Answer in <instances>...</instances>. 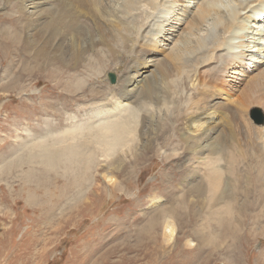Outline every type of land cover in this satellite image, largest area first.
Here are the masks:
<instances>
[{
	"label": "rangeland",
	"instance_id": "rangeland-1",
	"mask_svg": "<svg viewBox=\"0 0 264 264\" xmlns=\"http://www.w3.org/2000/svg\"><path fill=\"white\" fill-rule=\"evenodd\" d=\"M10 1L0 0V33H7L13 40L0 38V264H264V177L254 172L247 186L228 187L223 180L222 190L228 195L221 203H213L206 197L208 188L199 187L206 182L209 161L218 158L207 148L214 147L222 129L227 130L224 123L232 122L239 89L257 75L255 65L264 68V43L255 41L263 35H250L257 23L246 20L251 27L244 26L232 43L237 46L233 54H245L235 59L240 69L233 74L228 67L219 80H212L207 70L216 68L217 62L211 63V57L217 56V51H208L205 61H198L201 66L196 63L189 70L165 59L171 45L169 22L163 26L166 32L147 45L146 34L155 30L152 16L160 11L158 5L157 10L141 5L129 21L118 16L125 21L122 26L127 24L129 28L123 33L118 26L109 29L119 31L125 43L115 42L119 40L117 31L115 35L108 33L114 41L105 37L107 31L99 34V18L90 11L95 13V8L78 5L76 10L86 23L78 25L84 55L79 65H73L69 54L56 53L58 45L54 48L62 43L65 48L71 47V36L66 34L65 41L53 42L40 38L35 31L40 33V29V35H45L47 24L40 25L31 15V27L26 28L22 18L15 25L12 20L20 16V1ZM21 1L27 5V0ZM180 1L181 6L169 5L164 10L171 18L178 17L183 8L195 11L196 0ZM106 4L96 9L114 7ZM50 5L46 3L39 10ZM39 13L42 11L36 15ZM107 22L113 20L101 21L100 26H114ZM172 27L179 25L173 23ZM24 30L35 36H13ZM182 30H188L187 25L178 30L177 37ZM250 38L252 41H248ZM247 42L251 47L247 48ZM250 51L255 55L251 60ZM53 55L68 66L61 67L53 61ZM162 77L166 87L160 92L156 85ZM131 78L138 85L125 84ZM120 86L131 90L126 100L119 93ZM150 86L145 93L143 89ZM209 94L214 99L202 96ZM129 110L138 111L136 129L129 135L131 142L128 136L127 146L111 157L89 156L85 141L79 143L82 131L92 129L90 124L94 122L96 126L103 120H114L100 118L104 112L122 116ZM249 110L248 116L243 112V119L247 118L252 127H263L262 109ZM211 111L216 116L209 121L216 124L211 128L215 133L203 128L195 133L188 130L192 115L209 116ZM92 114L98 118L87 123ZM261 116L259 125L256 122ZM239 124L245 127L241 120ZM67 129L76 130L74 142L52 144L50 153L41 154L43 161L26 160L29 144L43 138L64 141ZM70 155L76 160L71 162ZM195 187L200 189L199 195L191 193ZM166 226L173 231L172 236L165 232Z\"/></svg>",
	"mask_w": 264,
	"mask_h": 264
},
{
	"label": "bare ground",
	"instance_id": "bare-ground-1",
	"mask_svg": "<svg viewBox=\"0 0 264 264\" xmlns=\"http://www.w3.org/2000/svg\"><path fill=\"white\" fill-rule=\"evenodd\" d=\"M17 1H20L19 2L20 6L18 4L19 9H17V13L20 16L17 19L12 20V21H15V25L18 24V19L22 18V20L26 21L24 23L26 28L31 27L33 25L32 24L33 22H31L29 20L30 15H31V17L34 16V19L40 25L41 24H43V25L47 24L43 29V31L45 32V35H44V33L42 35H40L41 34L40 29L38 30V32H40V33H37V30L35 31V34L37 36H40V38H46V40H50L53 42L54 40L65 41L66 37H63V36L66 34H69L71 36L72 43H73L71 45V47L68 46L67 48H65L63 46V43H62L61 45L56 44L54 46V48L58 45V47L55 48L56 53L61 52V53L69 54L71 60L73 61V63L71 62L73 65H79V63H80V61L84 55L83 51H81L82 49H80V45L82 44L81 42L84 40H78V36H81L80 32L78 30V25L83 26V25H86V23H85V21L81 20V16L78 13V12H80V10L79 11L76 10V8L79 9L78 5H87L88 9H89V7L95 8V13H94L93 9H91V10L89 9V10L91 11L92 15L94 14L93 16L95 18L96 17L99 18L98 19L99 22L97 20V22H98L97 23V26H98L97 32L99 34H100V32H102V34L103 33L105 34V32L107 31L105 37L108 39V41H109V39L111 40V38L113 39L112 36L110 38L108 33H110L111 35L117 34L116 33L117 30L114 31V30H110L109 28H112V27L115 28L118 26L117 28H120L122 30V33H123L127 28H129V26H127V24L122 26L123 22L132 20L136 15V12L134 13V11H136V10L140 11L139 9H140L141 5H142V7H143V5H148L149 8H154V10L155 9L157 10L156 5H158V8L160 11H158L156 13V15H154V16L150 15L153 17V22H152L151 26L153 28L155 27V30L152 31L149 29L150 31L146 34L147 45H149L150 42H152V40H153L152 38L155 39L158 35H161L162 33L166 32L165 30H163V26H164V24L169 22V25H170L169 28L171 29V33H170L171 37H169L170 38L169 44H171V45L166 50V56H165L166 58L165 59L172 64H177L178 67L183 69V70H189L190 67H192V65L195 66V64L198 63V61L202 60L204 62L205 57L208 54V51H210L211 49H212V51H215V53L217 51L218 55L216 56L213 54V56L215 58L211 57L212 61L210 60L211 63L215 62V61L217 62L216 68L215 67H214L215 69L209 68V70H207L208 71L207 74H209V76H211L212 80L213 79L219 80L220 77L223 76V75L221 76V73L229 70L228 67L232 68L230 70H233V71H231L233 74H235L234 70L236 68H237V70L240 69V66H241L240 64H238V65L236 64V66H235V59L242 58V56L245 54H239V55H241L239 57H237V55H236L237 53L233 54L232 51H234L237 46L233 47L232 43L235 39H237L235 37V35L239 34V33L241 34L245 28L244 26L250 25L248 22L245 23L246 20L250 19L252 21V23H257L256 28H255V32L252 34L250 33L251 36H253V34L258 35V33L263 35L262 38H260V39L255 40L254 37H252V39L255 40L256 43H260L261 45H262V43H264V34H263L264 33V0H196L195 1V5H196L195 11L186 10L185 8H183L181 10L182 13L178 16L179 18L176 15H174L173 18H171L170 16H168V11L166 12L164 10L167 7H169V5H175L177 7L181 6L182 4L180 5V3H181L180 0H106L107 1L106 3H108V4L112 3L111 5H114V7L113 6H111L113 8L101 7L102 9L101 8L96 9V7H99V5H102V6L107 5L106 3L104 4L105 0H73V1H70V0H27L26 1L27 5L22 3L21 0H17ZM10 2H12V0ZM46 3H50L51 5L47 6L46 9L41 10L42 6H45ZM23 5H25L26 7H23ZM163 5H168V6H163ZM39 7H41L40 10H39ZM25 9H27V10H25ZM29 9H32V10L34 9L35 11L33 12L31 10L32 12H29L28 11ZM178 10H180V9H178ZM38 11H42L43 14L39 13L36 15V13ZM176 11H177V9H176ZM260 12L262 13V16H259ZM181 15H183L184 18L181 19V17H180ZM244 15H246V17H244ZM118 16L121 17L125 21L122 22ZM73 17H74V19H72ZM46 18H48V21H46ZM106 18H107V20H113V23L107 22V24H111L114 26H109L107 28L100 26L101 21H107ZM36 21H35V23H36ZM258 21H259V23H258ZM134 22H135V20H134ZM173 23L174 24L176 23V25L178 24L179 27H172ZM246 24H248V25H246ZM182 25H185V26L187 25L188 30H186V31L182 30L181 34H178V37H177L176 35H177L178 30L180 28L184 29V27H185V26L180 27ZM94 27H96V26H94ZM250 27H251V25H250ZM58 28H60L61 30ZM249 29L250 28L248 27V30ZM48 30H51V31H48ZM22 31H23V29H22ZM47 31H48V34H47ZM59 31H62V34L60 33L61 35H57V36H50L49 35V33H51V32H59ZM205 31L207 32V34H204ZM249 31H251V30H249ZM117 32H118L117 35H119V40H116L115 42L116 43H118V42L123 43L124 41H122V39H123L122 34L119 31H117ZM13 36L14 37L24 36V37H26V39H28L29 37L31 38V37H34L35 35H33L32 32H28V31L25 32V30H24L23 34H19V35L17 34L16 35V33H13ZM0 38H5L8 42H13L12 38L10 36H8L7 33L1 32ZM90 38H92V36ZM174 38L176 40L173 41ZM252 39L250 38V39H248V41H252ZM112 41H114V39ZM248 43L249 42H247V48H249L248 46H250V43L249 44ZM234 44H235V42H234ZM150 45H152V44H150ZM153 45H155V44H153ZM112 46H113V44H112ZM253 47L256 49L255 51H258L257 45H254ZM115 49H116V47H115ZM212 51L210 53H212ZM111 53H112V51H111ZM246 53H247V51H246ZM251 53H253V52L252 51L249 52V54L251 56V57H249L250 60L253 58V56H255V55H252ZM247 56H249V55H246V57ZM243 58L245 59V57H243ZM52 59H53V61H56V63L60 64L61 67H63V68L68 66L63 59H58L57 55H53ZM207 60H208V58L206 59V61ZM210 61H209V63H210ZM257 63H259V62H257ZM199 66H201V63L199 64ZM199 66H198V69L200 68ZM205 66H208V65H205ZM258 66L259 65H255V71L257 72V75L252 77L251 79H248L247 82H245V84H243L244 86L242 85V87L239 89V92H240L239 96H238V102L239 103L233 112L232 122L227 120L226 123H224L227 130L222 129L219 133L218 140L215 143L214 147H208L207 148V151L210 150V152L212 154H217L218 158H211V160L208 163V166H207L208 173L206 176V182L208 183V186L206 185V182H205L204 185L200 184L199 187L202 186V190L208 188V190H206V192H207L206 197L211 198L213 200V203L223 202L224 198L228 195L224 192L225 190L224 191L222 190L223 180L225 181V179H226L225 182H226V186H228V187H233V186H235V184H237L238 186H241V185L247 186V185H249L250 182H252L254 172L258 171V173H260L261 177H264V124H262L260 120L259 121L257 120L256 123L259 125L262 124L263 127H261V126L257 127V125L255 127H252L251 125L248 124L249 120L247 118L245 120L243 119L244 113L247 112V116H248V110L249 109L251 110L252 108H255V107L261 108L263 111V116H264V68L258 67ZM198 72H201V71H198ZM203 74H205V73H203ZM151 78H153V77H151ZM196 78L198 81L197 76H196ZM211 78H210V80H211ZM144 81H146V80H144ZM158 82L159 83L156 85V87H157V89L160 90V92H163V90H165L163 87H166L165 78L164 77H162V79L160 78ZM176 82L177 81H175L174 83H176ZM125 84H128L129 86L138 85V83L135 84V82H133L132 78L129 82H127ZM159 84H163V85H160V86H162L161 89L159 88L160 87ZM189 84H190V81H189ZM185 85H187V84H185ZM151 87L152 86L145 88V89H143V88H141V89H143L144 92L146 93L148 91V89H150ZM119 90H120L119 91L120 95L122 94V98L126 97L124 99V100H126L127 96H129V94H130L129 91H131V90H127V89H125V87L123 88L121 86L119 87ZM154 90H155V88H154ZM150 93H151V91H150ZM95 94H98V93L96 92ZM210 95L211 94H209L208 96L207 95H202V96H204V98H207L210 100L212 98ZM160 97H161V95H160ZM117 98L119 99V97H117ZM149 98L151 100H154L152 95H150ZM212 99H214V97ZM154 102H155V100H154ZM163 102L167 103L168 99L164 98ZM198 102L200 103V100H198ZM138 103H140V102H138ZM192 104H193V102H192ZM114 106H115V104H114ZM121 106H123V105H121ZM188 108H190V107H188ZM104 109H107V110L109 109L108 111H110V108H104ZM195 110H196V108H195ZM104 111L106 112V110H104ZM129 111L127 114H124V115L122 114V116H116L113 114H107L106 115L104 112V114H102L100 116V118L112 117V118H114V120H110V121L103 120L102 122L96 124V126H95V122L92 123V121H95L98 118V116L95 114L88 116V120H87L88 122L87 123H89V122L92 123V124H90L92 129L86 128L88 130L82 131V133L78 136V138H79V143H81V140L85 141V143H86L85 148L88 150L89 156L91 154V156H93V157H95V155L111 157V155H116L117 151L119 153V150L121 148H123L124 146H127V144H125L127 142L126 138L129 135H133L132 133H134V132L132 131V129H136V126H135L136 122H137L136 116H137V112H138V111L136 112L135 110H131L130 112ZM125 112H127V111H125ZM194 113H196V111ZM207 114H209V116L204 115L202 117V116L192 115L189 118V121L187 122L188 130L194 131V133H195V132L201 131L200 129L203 128L204 131H209V132L213 131L214 132V128L213 129H211V128L214 127L213 124H215V123L209 122V121L214 120L213 118H215L216 116L214 115L213 111H211ZM259 114H257L258 117H259ZM210 115H212V116H210ZM208 117H211V118H208ZM260 119H262V116L260 117ZM237 120H239L238 123H236ZM240 120L245 125V127H243L239 124ZM157 121H158V118H157ZM172 123H173V121H172ZM173 125H174V123H173ZM87 127H88V125H87ZM163 127L165 128V124L163 125ZM83 132H85V133H83ZM159 132H161V131H159ZM215 132H216V130H215ZM170 136H171V134H170ZM48 138H49V136H48ZM75 138H77L76 130L69 131L67 129L64 132V141H63V139H58L56 141V140H53L52 138L50 140L44 141L45 138H43V140L40 139L37 142H33L32 143L33 145L29 144V147L25 146L26 147L25 152L27 155L26 160L40 158L41 161H43L44 158L43 159L41 158V154L43 152L45 153V151H49V153H50L51 151L49 150V148L52 146V144H63L65 146V144L67 142L68 143L74 142L73 139H75ZM129 140H130V136H129ZM61 141H63V143ZM167 141H169V140H167ZM130 142H131V140H130ZM129 146H130V144H129ZM88 152H87V156L85 155L86 161L89 159L88 158ZM128 152H130V151H128ZM107 157H105V158H107ZM22 159L25 160V157H22ZM75 160L76 159L72 158V155H70V161L72 162ZM257 190H259V189H257ZM257 190H256V192H257ZM226 191H227V189H226ZM245 191H247V189H245ZM191 193H195V194L199 195V193H201V192H200L199 188L195 187L192 189ZM237 193L239 195H242V194H240L238 189H237ZM252 196H254V195H252ZM167 231L169 232V236H172L173 231L170 230L169 226L165 227V232H167Z\"/></svg>",
	"mask_w": 264,
	"mask_h": 264
},
{
	"label": "water",
	"instance_id": "water-1",
	"mask_svg": "<svg viewBox=\"0 0 264 264\" xmlns=\"http://www.w3.org/2000/svg\"><path fill=\"white\" fill-rule=\"evenodd\" d=\"M112 82H113V79L110 80V83H112ZM258 121H259V120H258ZM260 121H261V119H260Z\"/></svg>",
	"mask_w": 264,
	"mask_h": 264
}]
</instances>
